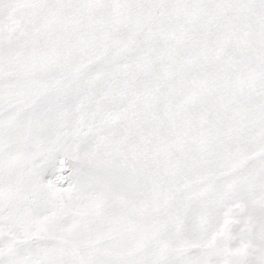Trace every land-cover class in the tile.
I'll return each mask as SVG.
<instances>
[{"label": "snow or ice", "instance_id": "6c2138e0", "mask_svg": "<svg viewBox=\"0 0 264 264\" xmlns=\"http://www.w3.org/2000/svg\"><path fill=\"white\" fill-rule=\"evenodd\" d=\"M0 264H264V0H0Z\"/></svg>", "mask_w": 264, "mask_h": 264}]
</instances>
